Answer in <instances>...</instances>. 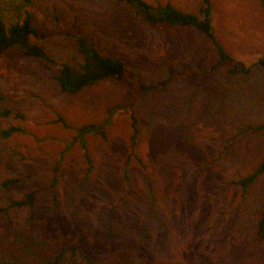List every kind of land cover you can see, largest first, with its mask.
Returning <instances> with one entry per match:
<instances>
[{
  "label": "rangeland",
  "instance_id": "1",
  "mask_svg": "<svg viewBox=\"0 0 264 264\" xmlns=\"http://www.w3.org/2000/svg\"><path fill=\"white\" fill-rule=\"evenodd\" d=\"M146 1L197 14L203 0ZM210 4L216 41L254 67L251 75L226 74L232 63L218 62L193 27L133 22L122 0H37L34 24L45 35L33 40L53 62L18 47L0 56V109L24 116L0 115V130L22 128L0 136V181L18 179L0 184V206L32 190L36 201L0 212V241L28 230L59 247L77 242L98 264H264L255 222L264 172L245 193L233 182L264 159V132L243 131L264 121V68L255 66L264 57V7ZM67 32L121 58L124 79L61 91L53 75L72 54ZM167 65L175 72L164 89L139 92L140 77L157 82ZM116 105L106 136H86L88 169L72 127L101 123ZM131 114L140 129L133 146Z\"/></svg>",
  "mask_w": 264,
  "mask_h": 264
},
{
  "label": "trees",
  "instance_id": "2",
  "mask_svg": "<svg viewBox=\"0 0 264 264\" xmlns=\"http://www.w3.org/2000/svg\"><path fill=\"white\" fill-rule=\"evenodd\" d=\"M129 12V18L136 23H147L152 25L164 24L170 27L190 26L201 32L213 43L218 62L232 63L230 68L223 70L230 76H249L253 73L254 67L247 66L242 62L235 61L214 37L211 22L210 0H203L198 13L185 12L175 7L170 2L164 4H152L146 0H122ZM264 7V0H259ZM37 0H0V56L8 48L18 47L24 55L39 58L44 64L52 63L53 57L49 51L33 38L41 40L45 33L40 32L34 24L33 7ZM73 41L72 54L69 60H65L56 68L53 75L61 91L76 93L85 87L92 86L102 80L117 79L123 80L126 67L121 58L103 53L95 43L87 36L80 33H68ZM257 68H264V57L258 58L255 62ZM174 67L167 65L166 77L151 83H145L141 77L137 87L142 94H149L157 89H164L170 82ZM127 105V104H126ZM124 105V106H126ZM121 105H116L107 110V116L101 123H87L74 130V139L78 141L84 150V156L88 163V169L92 163L86 146V136L96 134L106 136V129L111 123L115 111ZM122 107V106H121ZM13 114L23 118V114L9 108L0 109V115ZM132 117L131 146L136 144L139 127L137 118ZM60 122L71 127L66 121L59 117ZM264 132V121L255 124H248L243 131ZM22 131V128L10 125L0 130V136L7 138L13 133ZM57 171V168L54 169ZM264 172V159L256 168L246 176L238 177L233 182L237 184L242 192L248 189L256 178ZM56 172L53 183H56ZM18 181L16 178H6L0 181L1 186L8 187ZM6 206H0V212H6L12 208L29 206L32 208L36 201V190L28 191L20 198H8ZM256 238L264 241V208L256 217ZM122 253L117 261L123 256ZM0 264H98L93 257L82 249L77 242L66 247H59L43 240L28 230L11 231L2 236L0 241Z\"/></svg>",
  "mask_w": 264,
  "mask_h": 264
}]
</instances>
